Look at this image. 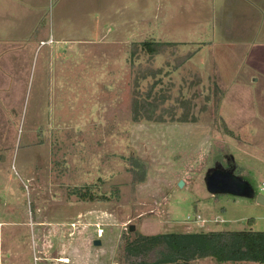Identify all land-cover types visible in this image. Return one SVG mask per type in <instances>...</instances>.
<instances>
[{"label": "rangeland", "instance_id": "374dc122", "mask_svg": "<svg viewBox=\"0 0 264 264\" xmlns=\"http://www.w3.org/2000/svg\"><path fill=\"white\" fill-rule=\"evenodd\" d=\"M96 1L0 19V264H127L133 233L264 232V0ZM148 41L174 46L133 56ZM136 92L163 122L134 121ZM217 170L243 195L213 196Z\"/></svg>", "mask_w": 264, "mask_h": 264}, {"label": "trees", "instance_id": "16d2710c", "mask_svg": "<svg viewBox=\"0 0 264 264\" xmlns=\"http://www.w3.org/2000/svg\"><path fill=\"white\" fill-rule=\"evenodd\" d=\"M173 46L174 44L148 41L139 45L134 44L132 54L134 56L141 50L150 58H154ZM138 84L136 80L135 85ZM151 93L147 94V99L151 98ZM147 99L140 98V94L136 92L132 100L134 121L146 119L163 122V117L155 115L160 104L155 99L151 102ZM185 109L179 122L196 121L194 117L190 118V110ZM140 182H143V179ZM73 193L83 201L108 200L76 190ZM254 223L253 219L248 221L249 225ZM121 252L127 264H199L208 260L214 264H264V232L213 231L152 236L133 233V237L122 245Z\"/></svg>", "mask_w": 264, "mask_h": 264}, {"label": "water", "instance_id": "95a60500", "mask_svg": "<svg viewBox=\"0 0 264 264\" xmlns=\"http://www.w3.org/2000/svg\"><path fill=\"white\" fill-rule=\"evenodd\" d=\"M184 181L180 182V186H184ZM206 184L210 190V192L213 194L216 193H226V194H235V195H241L242 194V186L240 185L239 181L233 176L231 172H223V171H214L206 178ZM254 192L250 191L249 196L254 197ZM243 195V194H242ZM257 203L264 206V196L259 195L257 197ZM131 232L135 231V227L131 226L130 228ZM100 241L95 242V246H100Z\"/></svg>", "mask_w": 264, "mask_h": 264}, {"label": "crops", "instance_id": "0c3cea01", "mask_svg": "<svg viewBox=\"0 0 264 264\" xmlns=\"http://www.w3.org/2000/svg\"><path fill=\"white\" fill-rule=\"evenodd\" d=\"M96 2H100V0ZM18 4H20V0H0V19L3 20L5 16H7V18L12 17L13 13L11 14V10L14 8V6H17ZM93 6L95 7V2L93 3ZM83 19H85L84 13H83ZM97 22H99V19ZM210 232H213V231H210ZM62 258H66V257H62Z\"/></svg>", "mask_w": 264, "mask_h": 264}, {"label": "built area", "instance_id": "2783aa9c", "mask_svg": "<svg viewBox=\"0 0 264 264\" xmlns=\"http://www.w3.org/2000/svg\"><path fill=\"white\" fill-rule=\"evenodd\" d=\"M260 193H264V184H262V187L260 188ZM260 195H263L264 194H260ZM191 220V219H190ZM194 222H196L197 224H200L202 226H205L207 224V221L206 220H203L200 216H197L195 219H193ZM216 223H223V221L219 222L218 220L215 221Z\"/></svg>", "mask_w": 264, "mask_h": 264}]
</instances>
